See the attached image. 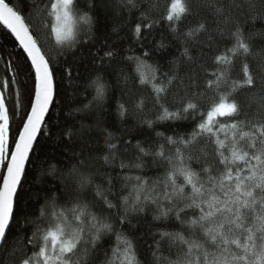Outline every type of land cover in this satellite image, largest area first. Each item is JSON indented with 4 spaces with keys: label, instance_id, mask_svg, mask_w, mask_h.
Masks as SVG:
<instances>
[{
    "label": "snow or ice",
    "instance_id": "obj_1",
    "mask_svg": "<svg viewBox=\"0 0 264 264\" xmlns=\"http://www.w3.org/2000/svg\"><path fill=\"white\" fill-rule=\"evenodd\" d=\"M25 2L30 5L27 13L30 16L32 0ZM142 2L144 0H119L129 12L139 9ZM246 5L248 14L241 22L233 16V10H244ZM96 6L97 0H87V10L80 7L79 0H48L44 9L56 43L69 47L76 44L78 25L91 33ZM210 6L216 16L223 18L225 27H233L228 28L231 46L214 57L213 62L220 67L211 72L212 79L206 81L205 92L190 93V85L185 84L178 70L171 75L164 73V78L159 79L157 69L146 60L135 58L139 83L151 85V100L156 111L155 120L145 117L140 123L148 128L157 122L196 120V123L186 137L164 138L167 145L173 146L171 149L161 143L153 151L137 142L134 147L139 155L135 163L125 164L121 160L122 169L142 170L143 158L152 156L153 163H166L167 168L162 178L151 184L143 176L134 177L137 181L133 185L135 195L131 203L128 197L122 198L123 212L118 219L122 226L130 222L129 213L143 212L148 205L155 206L154 220L174 217L181 229L160 233L161 240H166L170 248H177L175 259L168 264H264V46L257 49L252 42L257 36L264 38V28L256 29L257 21L264 26V10L254 11L255 0L239 3L210 0ZM154 8L149 4L148 11H140V23L133 29L137 40L141 38L142 26L152 29L156 22L149 16ZM189 12L186 0H170L163 19L179 23ZM0 25L15 37L26 53L29 70L34 69L31 90H26L28 108L22 130L15 136H10L9 109L4 92L0 91V252L8 249V256L13 258L9 264H96L97 246L105 235L114 232L115 226L83 197L85 190L94 184L93 174L81 170L83 159L73 165L66 176L61 174V183L48 189L45 203L36 208L34 215L20 210L18 193L57 87L53 66L26 22L23 4L18 9L12 6L11 0H0ZM248 25L251 27L246 32ZM113 31H118V27ZM206 32V24L200 22L184 35L195 41ZM219 35L223 37L225 32L220 30ZM184 55L192 59L187 47ZM113 56L111 49L105 51L100 57L101 63L105 58L110 61ZM258 57L260 63L254 70L253 63ZM21 69L17 63L14 72L18 74ZM146 69L150 70V76ZM234 72L239 78H233ZM66 73L71 76V69L67 68ZM123 79L126 83L128 76L124 75ZM93 83L95 99L102 103L107 96V84L102 75H97ZM208 90L213 92L212 96L207 95ZM242 93L245 99L240 98ZM253 99L258 101L256 109L251 108ZM145 107L146 99L140 97L133 102L131 111L125 103L118 104V114L124 120L126 116L134 117L143 112ZM107 139L110 141L106 143L108 152L100 158L105 164H112L122 149L111 132L107 133ZM126 145H131V140L126 141ZM209 145L211 151H208ZM193 161L201 165L198 170L192 167ZM56 171L53 166L52 173ZM108 183L111 185L110 179ZM93 191L108 209L117 208L102 193L100 185ZM29 224L30 232L21 242L17 225L27 229ZM116 241L112 255L104 264H141L128 236L117 232Z\"/></svg>",
    "mask_w": 264,
    "mask_h": 264
},
{
    "label": "trees",
    "instance_id": "obj_2",
    "mask_svg": "<svg viewBox=\"0 0 264 264\" xmlns=\"http://www.w3.org/2000/svg\"><path fill=\"white\" fill-rule=\"evenodd\" d=\"M86 2L87 0H79L80 7L85 10ZM223 2L227 3V0ZM236 2L239 3L240 0ZM46 3L48 0H32V14L29 16L27 13L30 5L25 0H11L12 6L18 9L23 4L26 22L53 66L57 87L53 105L34 147V155L30 157L31 163L26 168V179L18 193L20 210L34 215L36 208L45 203L48 189L61 183V174L66 176L70 168L83 159L81 170L92 173L94 179V184L85 190L83 197L91 202L95 211L108 216L115 226L114 232L105 235L97 246L96 264H104L105 259L112 255V249L117 244V232L133 241L141 264H168L169 260L175 259L177 248H170L166 240H161L160 233L181 229L174 217L154 220L155 206L148 205L143 212L129 213L130 222H125L122 226L118 219L123 212L122 198L128 197L131 203L135 195L133 185L137 181L134 177L143 176L151 184L157 178H162L167 164L159 161L153 163L152 156L143 158L145 167L142 170L135 167L122 169L119 164L121 160L125 164L135 163V157L139 155L134 147L137 142L155 151L159 144L165 143V137H186L195 126L196 120L157 122L152 128L140 123L145 117L155 120L156 111L151 100V85L139 83V76L135 72V58L146 60L157 69L159 79L164 78V73L171 75L178 70L185 84L190 85V93H203L206 90V81L212 79L211 72L220 67L213 62L214 57L231 46L228 28L233 26L223 25V18L216 16L210 0L209 3H205V0H186L190 12L179 23L163 19L170 0H144L139 9H132L131 12L122 7L119 0H97V6L93 10L91 33H86L84 27L78 25V42L69 47L67 44H57L54 34L50 32L49 19L44 9ZM149 4L155 6L149 16L156 22L152 29H143L142 26L141 38L137 40L133 29L140 23V11H148ZM255 5L254 11L264 10V0H255ZM247 14V5L244 10H233V16L238 17L241 22L246 19ZM200 22L206 24L207 32L201 33L195 41L187 39L184 33ZM114 27H118V31H113ZM250 27L246 26V32ZM262 28L264 26L257 21L256 29ZM220 30L225 32L223 37L219 35ZM84 40L87 42H80ZM252 42L257 49L264 46V38L260 36ZM186 47L189 48L191 60L184 55ZM109 49L114 52V56L110 61L105 58L101 63L100 57ZM145 52L149 55L144 56ZM25 57L15 38L0 25V91L4 92L9 109L10 136H15L22 129L28 108L26 90L30 91L33 83L34 71L29 70L30 62ZM17 63L22 66L18 74L14 72ZM258 63L259 57L253 63L254 70ZM67 68L71 69V76L67 75ZM146 71L150 76V70ZM97 75H102L107 84V96L102 103L95 99L93 81ZM124 75L128 76L126 83ZM13 76L15 79H12ZM189 77L192 79L189 80ZM233 78H239L237 72L233 73ZM175 91L174 88L173 92ZM207 95L212 96L213 92L208 90ZM140 97L146 99L145 110L134 117L126 116L121 120L118 104L125 103L131 111L133 102ZM240 98L245 99L243 93ZM257 107L258 101L253 99L251 108ZM108 132L113 134L115 142L122 149L112 164H105L100 158L108 152ZM128 140H131V145H126ZM165 147L171 149L173 146L165 143ZM125 148L127 151L123 150ZM211 150L212 146L209 145L208 151ZM53 166L57 170L54 174ZM192 167L198 170L201 165L193 161ZM109 179L111 185L108 183ZM96 185H100L102 193L117 205L116 209H108L103 200L94 195ZM109 187L111 191H108ZM30 229V224L27 229L17 225L16 232L21 242L26 240ZM12 259L8 256V249L0 252V264H9Z\"/></svg>",
    "mask_w": 264,
    "mask_h": 264
},
{
    "label": "water",
    "instance_id": "obj_3",
    "mask_svg": "<svg viewBox=\"0 0 264 264\" xmlns=\"http://www.w3.org/2000/svg\"><path fill=\"white\" fill-rule=\"evenodd\" d=\"M13 36V35H12ZM14 37V36H13ZM15 38V37H14ZM35 38V37H34ZM17 43H18V41H17ZM38 43V42H37ZM18 45H19V43H18ZM38 45H39V43H38ZM40 46V45H39ZM42 50V49H41ZM23 51V50H22ZM43 51V50H42ZM25 55H26V53H24ZM29 62H30V60H29ZM33 71H34V69H33ZM51 108V107H50ZM49 111H50V109H49ZM49 113V112H48ZM48 116V115H47ZM47 116L45 117V120H46V118H47ZM22 130V129H21ZM37 139H38V137H37Z\"/></svg>",
    "mask_w": 264,
    "mask_h": 264
},
{
    "label": "rangeland",
    "instance_id": "obj_4",
    "mask_svg": "<svg viewBox=\"0 0 264 264\" xmlns=\"http://www.w3.org/2000/svg\"><path fill=\"white\" fill-rule=\"evenodd\" d=\"M55 37V36H54Z\"/></svg>",
    "mask_w": 264,
    "mask_h": 264
}]
</instances>
